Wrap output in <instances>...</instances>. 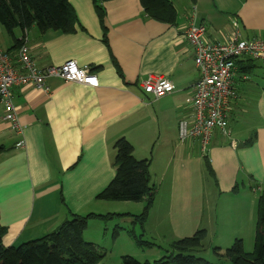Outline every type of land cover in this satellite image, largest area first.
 Listing matches in <instances>:
<instances>
[{"label":"crops","instance_id":"crops-1","mask_svg":"<svg viewBox=\"0 0 264 264\" xmlns=\"http://www.w3.org/2000/svg\"><path fill=\"white\" fill-rule=\"evenodd\" d=\"M97 1L69 0L76 16L69 33H41L34 27L14 31L40 68L74 60L90 67L99 84L91 88L49 78L47 92L30 86L12 89L21 135L3 121L0 108V224L7 231L2 238L6 247L42 238L75 215H114L113 224L128 222L129 203L96 198L115 176L118 139L132 144L137 160H150L149 172L158 161L157 149L165 151V168L170 169L184 145L200 148L197 141L178 140V125L191 115L198 79L193 51L183 38L192 7L208 42H223L232 30L242 39H264V0H169L176 11L173 25L149 19L139 0L104 1L101 25ZM14 42L0 25V48L15 53ZM151 74L170 80L174 92L158 99L144 94L139 83ZM234 86L229 136L215 131L204 155L215 197L196 226L221 250L233 242L213 239L228 234L220 224L226 212L228 219L232 211L244 213L235 216L230 233L251 245L243 236L255 235L257 195L264 191V68L239 60ZM250 138L252 143L244 146ZM228 202L229 207L219 209ZM90 221L107 220L89 218L84 239L95 245Z\"/></svg>","mask_w":264,"mask_h":264},{"label":"trees","instance_id":"trees-1","mask_svg":"<svg viewBox=\"0 0 264 264\" xmlns=\"http://www.w3.org/2000/svg\"><path fill=\"white\" fill-rule=\"evenodd\" d=\"M104 1L106 0H99L95 5L101 25L104 15L101 3ZM139 3L149 19L163 24L175 23L176 11L169 0H139ZM75 21L76 16L69 0H0V25L15 40L16 50L24 45L22 39L17 41L14 38L16 29L23 33L33 27L41 33L48 30L69 33ZM252 140L253 138L247 140L244 146L250 145ZM113 149L115 176L96 198L106 202H145L142 214L135 217L143 223L155 196V188L150 186V160H137L133 156L132 144L125 138L118 139ZM205 160L207 171L212 176L207 157ZM113 216L75 215L56 231L16 247L3 245L2 238L7 231L0 224V264H100L103 255L93 243L85 241L84 233L89 218L108 221ZM206 237L205 230H197L192 236L172 243L165 250V255L158 260L139 262L130 256H122L120 264H264V191L257 195L255 235L251 252H246L241 239H235L224 251L215 247V262H210L199 256L203 252ZM153 246L155 244L147 243L145 247Z\"/></svg>","mask_w":264,"mask_h":264},{"label":"built area","instance_id":"built-area-1","mask_svg":"<svg viewBox=\"0 0 264 264\" xmlns=\"http://www.w3.org/2000/svg\"><path fill=\"white\" fill-rule=\"evenodd\" d=\"M196 18V9L193 7L186 16L183 38L193 51L198 79L192 89L191 115L178 125V140L182 143L197 141L201 153L206 154L215 131L229 136L231 103L237 97L234 86L237 62L246 59L264 68V39H242L237 30H232L223 42H208L205 38L206 27L197 24ZM49 78L91 88H97L99 84L90 67H80L74 60H68L59 67L40 68L26 45L20 46L15 53L0 48V108L3 121L16 134L21 135L22 129L11 90L30 86L47 92L46 82ZM139 87L144 94L154 99L175 90L170 80L152 74L141 81Z\"/></svg>","mask_w":264,"mask_h":264},{"label":"rangeland","instance_id":"rangeland-1","mask_svg":"<svg viewBox=\"0 0 264 264\" xmlns=\"http://www.w3.org/2000/svg\"><path fill=\"white\" fill-rule=\"evenodd\" d=\"M184 146V152L177 157L178 161L170 169L165 168V151L157 149L155 160L158 161L150 171V186H154L155 196L143 223L135 217L142 214L145 202H127L132 207L128 209L130 212L127 215L128 222L117 221L113 224V220L105 223L90 221L91 236L93 235L95 240L94 246L103 255L100 264H120L122 256H130L139 262H153L162 258L165 250L172 243L190 237L197 231V224L202 223L208 204L214 200L215 186L206 168L205 154L201 153L198 146L192 148L187 144ZM207 160L209 161L208 157ZM230 205V202L226 207L219 204V209ZM241 209L245 210V207ZM232 213L231 219H228L226 212L225 215L222 214L220 220V224H223V233L228 234H218L213 238L214 241H228L227 244L234 241L236 235L230 232L236 228L235 216L245 215L243 212L232 211ZM117 219L119 220L120 217ZM240 224H245V220ZM211 238L206 237L203 242V252L199 256L215 262L213 254L215 245H212ZM243 239L247 244H251L247 246L244 243L246 252H251L254 244L253 235H244ZM147 243H153L155 246L145 247ZM226 246L222 247L223 251L229 247Z\"/></svg>","mask_w":264,"mask_h":264}]
</instances>
